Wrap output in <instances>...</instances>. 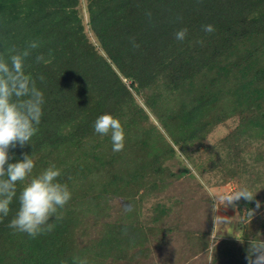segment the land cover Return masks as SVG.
I'll use <instances>...</instances> for the list:
<instances>
[{
	"label": "trees",
	"instance_id": "16d2710c",
	"mask_svg": "<svg viewBox=\"0 0 264 264\" xmlns=\"http://www.w3.org/2000/svg\"><path fill=\"white\" fill-rule=\"evenodd\" d=\"M206 24L215 31L204 32ZM182 28L188 33L178 41L175 33ZM29 41L39 47L26 58L24 70L44 94L43 115L30 143L9 149V162L31 155L32 176L55 164L70 191L79 176L95 173L101 180H89L87 186L99 185L101 194L97 199L87 192L72 194L58 210L60 219L49 221L53 230L33 238L8 227L28 181L18 183L8 216L0 218V264H74L75 257L88 264L124 260L145 241L146 229L134 207L114 222L100 220L101 207L91 220L80 209L96 208L93 200L102 205L113 188L147 184L167 171L163 165L175 147L186 150L202 142L233 114L240 125L224 139L233 164L225 169L220 160L218 167L223 185L242 186L248 173L243 155L264 139V0H0V54L7 59L10 49L23 50ZM38 55L50 62H37ZM223 99L229 110L220 106ZM103 114L120 119L122 151L113 152L110 136L95 133L94 122ZM94 155L103 161L98 169L85 164ZM234 205L243 217L242 235L225 242L210 264H248V241L260 239L264 204L254 197ZM89 224L99 229L84 243L79 233ZM208 236L193 234L200 253L211 246Z\"/></svg>",
	"mask_w": 264,
	"mask_h": 264
},
{
	"label": "rangeland",
	"instance_id": "374dc122",
	"mask_svg": "<svg viewBox=\"0 0 264 264\" xmlns=\"http://www.w3.org/2000/svg\"><path fill=\"white\" fill-rule=\"evenodd\" d=\"M81 13L87 25L89 17L85 2ZM89 35L91 41L95 42V37L91 33ZM220 106L227 110L231 108L225 99ZM150 115L151 120L158 124L151 113ZM239 125L240 118L237 114L227 117L225 122L213 127L202 142L192 143L186 150L175 147L176 153L163 165L167 171L152 176L147 184L140 183L138 188L134 184L126 187L123 185L116 190L113 188L105 199L100 200L102 205L98 206L99 201L93 200L91 204L96 208L80 209L86 219L91 220L96 217L94 214L98 212V208H103L100 220L114 222L126 218V210L134 207L139 224L146 229L145 238L143 237L145 241L139 248L129 251L124 260L113 264H210L212 255L224 247L225 242L240 239L243 217L239 215L234 203L213 211L214 199L242 188L253 192L257 201L264 204L263 138L253 142L250 151L243 155L248 162V173L242 178V186L234 182L225 185L222 183V169L218 167L220 160L227 164L225 169L231 168L233 164L228 161L231 154L224 139ZM161 132L164 133V130L161 129ZM96 157L94 155L85 161L87 167H100L103 161H96ZM98 179L101 180V176ZM98 179L95 173L82 180L79 176L71 193L82 197L87 192L92 199H97L101 194L100 186L87 185L89 180L97 183ZM149 181H155L158 186L154 188ZM89 227L79 233H83L84 243L99 229L97 224H89ZM196 232H206L209 235L211 246L208 252H199V239L193 237ZM256 236L264 239V229L260 228ZM203 240L208 241V238ZM109 264H112L111 260Z\"/></svg>",
	"mask_w": 264,
	"mask_h": 264
},
{
	"label": "clouds",
	"instance_id": "9594fccd",
	"mask_svg": "<svg viewBox=\"0 0 264 264\" xmlns=\"http://www.w3.org/2000/svg\"><path fill=\"white\" fill-rule=\"evenodd\" d=\"M202 30L206 33L215 31L211 24L204 25ZM187 33L188 29L182 28L175 33V38L183 41ZM38 47L37 41H29L23 50L10 49L7 59L0 54V218L8 216L10 205L17 198L18 183L27 180L19 192V208L8 227L33 238L53 230L54 225L49 221L54 217L60 219L58 210L63 209L72 197L68 185L60 182L61 170L55 164L32 176L35 161L31 155L25 154L15 163L9 162V149L29 144L39 131L44 94L36 87L35 79L24 70L26 58ZM36 60L46 64L50 62L43 55H38ZM94 131L101 136H110L113 152L123 150L125 129L119 118L111 114L100 115L94 122ZM254 197L253 192L242 188L214 199L213 211L241 198L251 201ZM248 245V264H264V239L249 240ZM74 264L88 262L75 257Z\"/></svg>",
	"mask_w": 264,
	"mask_h": 264
},
{
	"label": "crops",
	"instance_id": "0c3cea01",
	"mask_svg": "<svg viewBox=\"0 0 264 264\" xmlns=\"http://www.w3.org/2000/svg\"><path fill=\"white\" fill-rule=\"evenodd\" d=\"M217 218H219V217H217ZM220 218H221V217H220ZM220 218H219V219H220ZM207 264H208V263H207Z\"/></svg>",
	"mask_w": 264,
	"mask_h": 264
}]
</instances>
